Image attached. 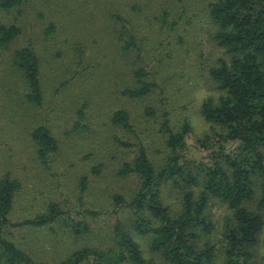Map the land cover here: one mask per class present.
<instances>
[{
    "label": "rangeland",
    "instance_id": "obj_1",
    "mask_svg": "<svg viewBox=\"0 0 264 264\" xmlns=\"http://www.w3.org/2000/svg\"><path fill=\"white\" fill-rule=\"evenodd\" d=\"M32 1L39 7L40 0ZM63 1L65 14L57 17L56 25L61 28L57 39L64 49L53 59L52 66L43 68L40 107L23 101L24 86L0 55V177L7 173L20 182L9 220L30 218L41 212L47 202L56 201L62 209H68L69 217L88 226L82 234L74 235L63 215V219L44 226H10L4 230V236L14 245L47 264H55L81 247H106L115 221L127 220V209L112 205L111 196L120 194L128 199L135 190V173L116 174L120 162L133 155V148L117 146L115 137L142 144L155 169L163 162L166 150L154 121L139 116L143 105L155 107L158 113L166 112L171 126L185 119L190 131L185 137L182 159L209 165L212 156L204 145L217 128L203 120L199 109L204 99L215 100L219 94L208 77V69L223 54L212 39L215 27L206 15L208 0ZM56 9L58 6L50 7L45 16ZM112 12L125 21L116 22L110 17ZM28 18L34 21V14L30 12ZM121 24L137 44L126 52L119 51ZM75 46L79 47L76 51ZM78 52L81 64L73 68ZM132 65L144 68L148 79L155 83L146 98L128 99L117 93L129 83ZM64 82L67 83L62 86ZM80 106L82 127L71 130ZM116 108L128 110L131 129L110 126V112ZM37 123L44 124L56 140L57 148L46 164L35 157L28 135ZM96 165L99 172L91 174L90 169ZM81 175L87 182L80 192ZM160 197L171 213L178 212L174 189L164 184ZM204 212L213 225L210 241L218 246L215 233L229 209L209 198ZM133 237L145 259L165 264L148 250L147 236L134 233ZM253 250L260 261L264 256V223Z\"/></svg>",
    "mask_w": 264,
    "mask_h": 264
},
{
    "label": "trees",
    "instance_id": "obj_2",
    "mask_svg": "<svg viewBox=\"0 0 264 264\" xmlns=\"http://www.w3.org/2000/svg\"><path fill=\"white\" fill-rule=\"evenodd\" d=\"M63 2L40 0L37 7L32 0H0V55L7 68L16 72L25 89L23 101L32 107L41 106L44 66H52L64 49L57 39L61 28L56 25L57 17L65 14ZM54 6L58 9L50 10L46 17V10ZM30 12L34 21L28 18ZM162 13L166 14L165 9ZM206 15L215 27L212 39L223 51L208 69L219 94L215 100L204 99L199 109L203 120L217 128L204 145L210 148L209 165L182 159L190 131L185 119L171 126L166 112L158 113L155 107L143 105L139 116L154 121L166 150L163 162L155 169L142 144L115 137L117 146L134 149L130 158L120 162L116 174L135 173V190L128 199L120 194L111 196L112 205L125 207L128 218L122 223L115 221L106 247H81L55 264H154L142 256L134 233L147 236L148 250L165 264H264V256L256 260L253 250L264 223V0H208ZM110 17L116 22L125 21L113 12ZM120 27L119 51L126 52L137 44L128 29L122 24ZM74 48L76 51L79 47ZM73 62V68L81 64L79 52ZM129 75V83L117 89L120 96L142 99L153 92L155 83L148 79L144 68L132 65ZM81 111V106L75 111L71 130L82 127ZM129 114L125 108L114 109L109 116L110 126L131 129ZM28 135L35 157L46 164L57 148L55 138L42 123L33 125ZM90 170L96 174L99 166ZM86 182L81 175L80 192ZM164 184L178 194L176 214L162 202ZM19 187L15 177L7 173L0 177V264H47L14 245L4 236V230L10 226H44L63 215L74 235L82 234L88 226L69 217L68 209H62L56 201L47 202L30 218L10 221L8 214ZM209 198L229 209L215 233L218 246L210 241L213 225L204 212Z\"/></svg>",
    "mask_w": 264,
    "mask_h": 264
}]
</instances>
